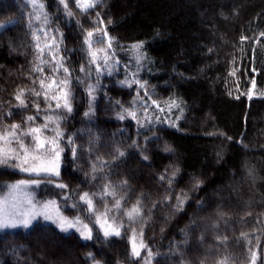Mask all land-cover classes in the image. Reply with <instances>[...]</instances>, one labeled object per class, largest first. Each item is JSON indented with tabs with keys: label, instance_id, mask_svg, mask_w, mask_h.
I'll return each mask as SVG.
<instances>
[{
	"label": "trees",
	"instance_id": "1",
	"mask_svg": "<svg viewBox=\"0 0 264 264\" xmlns=\"http://www.w3.org/2000/svg\"><path fill=\"white\" fill-rule=\"evenodd\" d=\"M38 3L45 5L48 25L34 18L37 11L29 0H0V24L5 25L0 29V129L37 115L34 105L39 103L42 111L32 126L43 124L45 115L61 117L63 163L60 177L52 182L68 186L43 189L44 196L56 197L64 213H71L68 206L84 192L96 194L100 213L115 199L124 197V209L139 199L143 214L132 223L120 211L110 213L123 225L122 235L103 245L46 223L2 230L0 264H89L99 259L117 263L132 229L140 236L141 226L145 251L153 254L151 264H217L224 257L229 264H247L250 249L258 254L257 264H264V36L260 35L264 0H101L87 14L70 0L75 14L71 18L64 15L58 0ZM96 12L104 20L101 27L115 39L108 50L111 74L107 67L97 74L92 65L89 78L80 67L88 60L84 30L98 26ZM42 26L64 34L60 55L72 70L71 113L46 112L42 97L31 95L26 96L28 108L15 107L18 89L39 90L38 82L32 83L40 74L31 72L37 62L31 33ZM242 36L248 37L243 43ZM141 42L147 64L136 68L130 60L131 48ZM236 71L244 87L254 81L257 89L262 88L260 97L248 100L244 94H233ZM44 74H49L46 67ZM88 85L95 86L94 98ZM169 97L184 104L180 129L147 124L144 115L152 100ZM131 111L137 118L128 115ZM166 147L171 151L165 152ZM119 151L126 155L114 159ZM177 169L169 189L168 178ZM18 172L0 166L4 180L18 179ZM20 173L22 178L34 177ZM196 180L202 184L193 189ZM105 184L115 190V198H100ZM182 191L188 199L178 211L176 196ZM91 221L93 229L98 227L95 215ZM42 232H47L46 237ZM46 239L55 242V247L49 246L55 254L35 249ZM60 245H71L73 252L66 258L55 256Z\"/></svg>",
	"mask_w": 264,
	"mask_h": 264
},
{
	"label": "snow or ice",
	"instance_id": "2",
	"mask_svg": "<svg viewBox=\"0 0 264 264\" xmlns=\"http://www.w3.org/2000/svg\"><path fill=\"white\" fill-rule=\"evenodd\" d=\"M101 0H75V7L79 9L80 13L87 14L90 10L95 9L99 6ZM34 11H37L35 15L36 20L43 19V24L48 25L49 18L47 13L43 12L45 7L44 4L38 3V0H29ZM58 3L63 6L64 15L66 17H74V12L69 8L70 0H58ZM96 23L97 27L92 30H84L83 44L87 48L88 60L86 64H82L80 71L84 72L89 78L91 76V66L95 65V71L100 74L104 68H109V74H111V57L108 50L112 48V41L114 37H110L106 30V27H101L104 25V20L101 18V13L96 12ZM11 23V21H9ZM79 25V21L76 22ZM110 24L111 21H108ZM5 25L0 24V29L4 28ZM63 33H60L58 29H51L50 27H41L38 30H34L31 33L32 40L34 42V48L36 51V63H34L31 72L40 74L38 80L33 78L32 83L36 85L38 82L39 90L36 87L32 88H20L15 94L16 104L15 107L26 109L29 107V101L26 99L27 95H31L36 98L43 99L47 108L44 109L46 112H55L56 110H63L64 112L71 113L73 111V90H72V70L65 66L64 57L60 55L63 43ZM264 36V32L260 33ZM59 36V39H58ZM248 37H241V43H243ZM96 44H104L103 47H95ZM143 43L133 45L132 47L137 51V61L139 62L143 59L140 54V49ZM101 54L102 57H101ZM45 56L48 58L46 59ZM101 58L103 59V64L100 63ZM45 67L48 69L47 75H45ZM63 74V78L60 75ZM234 74V73H233ZM82 81L77 80L76 83L79 84ZM126 83L121 81V84ZM253 84L255 82L253 81ZM129 86H131L129 84ZM145 85L141 84L139 87L143 88ZM95 86L88 85V94L94 98ZM147 95V93H145ZM140 97L138 96L137 99ZM251 98V95L249 96ZM53 102L55 108H53ZM156 104V101H152ZM37 115H29L25 118L22 123H12L11 125H4L0 129V166L14 167L21 172H26L34 174L37 177H45L47 183H52V178L60 176L61 167V154L64 152V148L60 146V142L64 136V133L60 130V120L59 115H45L44 123L38 126H32L36 119L39 118V112L42 111L39 103L35 105ZM170 107H179V105L173 101ZM9 112L7 115H11ZM91 114V110L85 113L86 116ZM128 115L133 119L136 118V112H128ZM3 117L0 116V119ZM120 119L125 117L121 115ZM158 122L163 123V121ZM179 119V117H177ZM138 123H140L138 121ZM25 125H28L25 127ZM141 127L146 125L140 124ZM46 133H53L52 135H46ZM71 137L68 138L71 143ZM150 139L148 137L145 138ZM230 139V138H229ZM136 142H133L135 146ZM171 148L166 147L165 152H170ZM73 157L77 154V148L72 147ZM125 152L119 151L118 157H124ZM144 160L148 157L144 156ZM95 166L93 167V172H95ZM179 169L171 174L168 178L169 189H171L172 182L177 178ZM95 178V177H94ZM161 181H164L166 177L161 175L159 177ZM42 181L40 179L35 180H21L15 184L8 185L12 193H23L24 200L31 209H35L36 205L33 203L32 197L27 193L26 189L29 184L39 185ZM126 181L123 184L126 185ZM202 182L196 180L193 185V189L201 187ZM54 187L59 189H65L68 186L63 183H57ZM111 196L116 197V192L111 188L109 184L104 185L103 192L100 193V198ZM96 194L84 192L79 195V200L75 201L72 205L73 208H77L80 212H85L88 214L89 223H91V216L95 215V225L99 226L100 231L103 233L105 240L110 237H120L122 235L121 228L122 224L116 223V218L111 216L110 213L114 211H120L123 213L127 219L135 223V221L142 217L143 207L141 201L137 199L136 203L129 209L123 208L124 197L120 199H115L114 204L109 207L105 205L104 211L102 213L97 211ZM67 199V197H66ZM170 199V197L165 198ZM188 196L183 191L176 196L177 204L176 209L182 210L183 205L187 201ZM55 201H48L43 205L44 209H47L50 205H55ZM202 203V202H201ZM7 201H0V230L16 228L17 226H23L24 228H29L32 222L37 218V215H43L46 220H53V217L47 212L35 213L34 211H27L22 213H16L14 211L6 210ZM80 205H85L86 207H80ZM156 205H153L155 207ZM57 224L60 231L63 233L69 232L70 229H75L79 233V236L83 240H92L94 238V233L92 227L89 223H84L80 216L73 218H68L64 216H57L53 221ZM133 236L131 237V256L133 258H138L141 256V250L147 249V245L143 242V226L139 230L140 242H136V229L133 228ZM247 233H241V238H247ZM227 237L224 238V241ZM223 242V241H222ZM89 257H92V253H88ZM152 252L148 251V259L145 264H151ZM258 254L250 249V264H257ZM217 264H229V258L224 257L217 261Z\"/></svg>",
	"mask_w": 264,
	"mask_h": 264
},
{
	"label": "rangeland",
	"instance_id": "3",
	"mask_svg": "<svg viewBox=\"0 0 264 264\" xmlns=\"http://www.w3.org/2000/svg\"><path fill=\"white\" fill-rule=\"evenodd\" d=\"M136 44H140V43H134V44H132V46L136 45ZM131 52H132V54H131L132 56H131L130 60L134 64V66L136 68L137 67H140V68L145 67L147 62L145 59L146 58L145 54L142 51V48L140 49V54L142 55L143 59H141L139 62L137 61L136 49H134L132 47ZM237 72L238 71H236L235 73L233 72L234 73L233 74L234 75L233 76V85L231 87L233 90V94H244L248 100H250L251 98L260 97L262 94V91H263L260 89H262V88L257 89L255 84H253V81H248V85H247L248 87H244V85H241V83H240V76L237 74ZM141 84H143V83H141ZM250 95H251V98H249ZM152 101H156L157 103L153 104L151 102L150 107L148 105V107H147L148 110L145 112V115H144L145 122L149 125H165V126H168L170 128H173V129H180L179 128V121H180V119L183 115V111H184V104L182 103V101L180 99H178L177 97H172V98L169 97V98L162 99V100L154 99ZM173 101H175L179 105V107H170V105L172 104ZM177 117H179V119H177ZM136 118H137V116H136ZM157 118H159V121H163V123L158 122ZM62 163H63V161H62V154H61L60 173H61V169H62ZM20 172H18V176H19L18 179H13V180L8 181V180H4L3 178L0 177V201H7V204L5 207H6V210H9V211H14L16 213H22V212H27V211H34L35 213H42V212L47 211L53 217V220H46V219H44L43 215H37V218L32 222V224L30 226L31 229L39 226L41 223L42 224L46 223V224H50L53 226H57V224L54 223L53 221L56 219V217L58 215L68 217V218L80 216L84 223H89L87 221V220H89L87 218L88 217L87 213L80 212V211L78 212L77 209L73 208L71 204H70V206H68L69 209L71 210V213H69V212L64 213L63 212L64 210L61 209V207L59 205V200L56 197L44 196V192L49 187H54L55 184L61 183L60 181L56 180L52 183H47V182H44L45 179L41 178L42 176L37 177L34 174H30V173H26V172H22V173L26 174L28 176H34V177L22 178ZM54 178H57V177H54ZM35 179H40L42 182L39 185L29 184L27 189H26L27 193H29L31 195L33 203L36 205L35 209H31L27 205V203L25 202L23 193H12L10 191L9 187H7V186L15 184L21 180H35ZM43 189H46V190L43 191ZM65 195L69 196V193H66ZM70 195L72 196L73 193L71 192ZM48 201H55L56 203H55V205H50L47 209H44L43 205L46 204ZM37 223H39V224H37ZM89 226L92 227L90 224H89ZM16 228H24V227L23 226H17ZM11 229H13V228H11ZM92 229H93V227H92ZM4 230H7V229H4ZM0 231H2V230H0ZM42 231L44 232L45 230H42ZM70 231L76 233L79 236V233L76 232L75 229H70L69 232ZM93 233H94V239L95 240L92 239V241H95L99 245L105 244L106 240L104 239L103 233H102V231H100L99 226L96 227L95 229H93ZM46 235H47V232L42 234L43 237H46ZM132 236H133V234L129 237V243H126V245L124 246V250L118 252L121 259L117 260V263H115V262L112 263V261H113L112 259H110L107 262L99 259V260H92V261H90L89 264H145V261L148 259V250L147 251H145L146 249L141 250V256L138 258H133L131 256V242L130 241H131ZM140 239H141V237L137 234L136 235L137 244H139ZM107 243H109V242L107 241ZM110 245L113 246V244H110ZM49 246L55 247L56 244L54 241L46 239V240L42 241L41 243H38L36 245L35 249H39L40 251H45V249H48L49 251H47V252L54 253V250L53 249L50 250ZM72 249L73 248L71 245H62V246L60 245V251L55 256L66 258L70 255V253L73 252ZM34 251L35 250L33 249V252ZM38 256L41 259L44 258L42 255H38ZM111 258H112V256H111ZM152 259H153V256H152ZM152 259H151V263H152ZM247 264H250V262Z\"/></svg>",
	"mask_w": 264,
	"mask_h": 264
}]
</instances>
